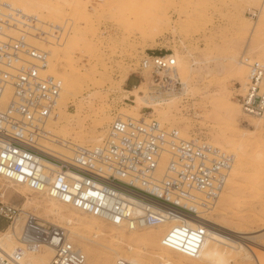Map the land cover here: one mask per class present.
<instances>
[{
    "label": "built area",
    "instance_id": "2783aa9c",
    "mask_svg": "<svg viewBox=\"0 0 264 264\" xmlns=\"http://www.w3.org/2000/svg\"><path fill=\"white\" fill-rule=\"evenodd\" d=\"M248 14L255 19L259 11ZM71 25L70 19H38L0 0V177L129 230L167 223L161 246L197 258L208 235L202 213L225 189L234 155L155 118L119 114L100 143L75 145L72 155L51 152L43 141L64 82L46 73L50 53L39 43H60ZM140 69L151 76L148 101L185 88L174 52L147 53ZM236 99L264 126V61L248 64ZM0 219L16 232L12 248L0 245V264H27L30 254L48 246L51 264H86V253L65 227L2 200ZM116 264L135 263L118 258Z\"/></svg>",
    "mask_w": 264,
    "mask_h": 264
},
{
    "label": "rangeland",
    "instance_id": "374dc122",
    "mask_svg": "<svg viewBox=\"0 0 264 264\" xmlns=\"http://www.w3.org/2000/svg\"><path fill=\"white\" fill-rule=\"evenodd\" d=\"M7 1L23 10L33 5L38 19L59 23H63L64 19L72 21L71 30L57 43L60 45L59 53L51 74L55 73V76L61 78L72 72L77 76L76 92L69 97L65 112L61 115L63 118L72 119L73 115L79 113L81 120L87 118L83 133L87 146L83 147L100 143L108 125L121 112L137 118H155L163 125L176 127L180 133L189 135L187 137L182 133L184 137H203L222 149H228L227 151L232 149H229L232 144L230 141H241L251 160L249 175L247 178L243 175L238 178L241 197L239 195V198L228 204L232 206L241 202L242 206L237 212L229 209L220 212L217 207L211 218H220L229 228L244 227L253 231L247 234L252 236L251 239L244 241L246 246L252 247L260 259V264H264V159L260 156L264 153V127L259 124L258 119L253 120L254 117L245 115L236 99L240 86L247 80L248 64L254 60L264 61V0ZM254 9L259 11L255 19L248 14L249 10ZM152 51L164 54L174 52L180 74L189 87L186 98L171 97L162 103L160 106L164 108L163 111L156 110L155 105L140 99L147 94L151 85L145 72L140 69V61ZM239 61L246 64L241 66ZM134 88H138L140 98L130 92ZM223 97H226L227 102L223 101ZM225 104L229 107H240V110L237 108V119L235 117L232 120L225 114L228 108ZM166 111L168 118L162 115ZM215 119H219V122ZM99 121H102L101 127L95 128ZM223 127L222 135L219 130L223 132ZM214 131L216 135L219 134L218 137ZM221 135L225 138L223 142ZM95 137H100L101 140L96 141ZM9 184L0 178V185L7 187ZM14 188L15 186H10L6 197L0 200L22 207L25 197L15 192ZM227 189L228 184L223 192ZM29 192L36 196L37 201L48 200L43 195L30 190ZM38 205L36 202L27 210L36 213L43 221L62 224L59 220L46 216L44 209L36 208ZM105 225L113 228L107 223ZM8 228L9 222L0 219V231ZM166 229H142L135 235L164 233ZM79 242L84 241L75 238L74 243L82 248ZM152 248L159 255L166 253L173 261L180 258V253L167 248ZM253 256L244 251L240 257L232 258L229 264H257ZM87 261L92 262L89 255Z\"/></svg>",
    "mask_w": 264,
    "mask_h": 264
},
{
    "label": "bare ground",
    "instance_id": "6f19581e",
    "mask_svg": "<svg viewBox=\"0 0 264 264\" xmlns=\"http://www.w3.org/2000/svg\"><path fill=\"white\" fill-rule=\"evenodd\" d=\"M263 7H264V4H263ZM33 8H34V6L31 5V7L29 9H26L24 11L26 13H29V14H32V13L35 14L36 10H33ZM44 20H46V19H44ZM36 45H38V44H36ZM39 46L48 50L50 53L49 65H48V68L46 70V73L53 75L51 73H53V71H54L53 68H54V66H56V59L58 58V53H59L58 51H59L60 45H58L57 43L52 44V43L44 41V42H40ZM175 57H176V55H175ZM176 59H177V57H176ZM240 60H241V58H240ZM260 61H262V60H260ZM177 63H178V59H177ZM238 63L241 64V66L243 64H246L244 61H239ZM72 71L75 72V70H72ZM178 74H179V77L181 78L182 82L185 85V88L183 89V91L166 93V94H163L162 96H160V98L152 99V101H148L147 94H145L144 97L141 96L142 98H140L138 95V88H134V89L130 90V92L132 94L136 95V97L138 96L145 103H148V104L151 103V105H155L156 110L163 111L164 108L160 105L164 102H167L169 100V98H171V97L172 98H175V97L186 98V96L188 95L189 87L184 82V80L180 74L179 66H178ZM54 75H55V73H54ZM145 75L149 78V84H150V82L152 81L151 76L148 75L147 72H145ZM76 77L77 76H75L74 73L72 74V72H69L68 76H65V75L61 76V79L64 82V88H63V92L61 94V97L59 99L58 109L56 110L55 114L51 117V119L49 120L50 122H48V124L46 126V130L48 131L49 136H47V138L43 141V144L47 148H49L51 152H53L55 154L72 155L73 154L72 153L73 148L75 145L83 147V145H86L85 143L87 142L85 135L83 134L84 129H85V123L84 122L87 118L81 120L80 119L81 116L79 115V113L76 115H73L72 119L63 118L62 117L63 115H61L65 112L64 108L66 106V103H67L69 97L72 96L76 92L77 84H78L76 79H75ZM59 78H60V76H59ZM79 84H81V82ZM7 96L9 98L10 93ZM225 98L223 99V101L226 100ZM225 102H227V100ZM232 104H233V102H232ZM237 105H235L234 107L233 106L229 107L227 104H225V107L228 106L225 114H227V116H229V118H231L232 120L235 117H236V119L238 118L237 113L239 111L237 108H239V110H240V107H238L239 105L238 106ZM80 114H82V113H80ZM82 115H84V114H82ZM120 115L123 117H129L130 116V117L137 118V116L128 115L124 112L123 113L121 112ZM162 115L164 118L169 117L168 111L162 112ZM67 116L68 115L66 114V117ZM215 116H216V118H218L217 115H215ZM247 116H249V115H247ZM249 117H251V116H249ZM219 119H220V117H219ZM219 119L218 120L215 119V120H217L219 122ZM224 119L228 120L227 118H224ZM250 119H251V121H253L257 118L254 117L253 120H252V118H250ZM221 120H223V119H221ZM218 122H217V124H219ZM253 122L255 123L256 121H253ZM223 123H222V125H223ZM101 124H102V121H99L98 125H96L95 128L101 127ZM217 124H216V126H217ZM259 124H262L260 120H259ZM254 125H257V124H254ZM232 126H233V124L231 125V127ZM225 130H228V128H225ZM220 131L223 135L224 127H223V132H222V130H219V132ZM182 133L184 135H187V137L189 136L187 133L181 132V134ZM243 133H247V132H243ZM256 133L257 132L255 131L254 135H256ZM214 134L216 135L217 133H215V131H214ZM248 134H250V133H248ZM218 135H216V136L218 137ZM222 135L220 137H221L222 142H223V139H225V138H222L223 137ZM230 136L228 135V137H230ZM247 136H249V135H247ZM258 136L259 135H257V137ZM263 136H264V133H263ZM242 137H243V135H242ZM257 137L254 136V138H257ZM240 138H241V136H240ZM227 139H226V142L228 143ZM230 139L231 138H229V140ZM252 139H253V137H252ZM94 140L100 141L101 139H100V137H95ZM240 142L238 143V141H237V143H235L234 140L232 142L230 141V144L231 143L232 144H231V147H229V149L230 148H232V149H230L229 152L231 153V150H232V154L234 155V163H233V166H232V169L230 171V175H229V178L227 181L228 188H229V189H227L228 191L226 190L225 193L222 192L221 195L213 201V205L209 209H207L205 212L202 213L201 218L208 225V235H207L203 250L201 251V254L197 258H190V257H187V256L180 253V258L178 260L176 259V261H173V260H171V257L166 255V253H165V255L162 256V255H159L158 253L153 252L152 246H158V247L161 246L160 240H161L162 235L165 232L164 233L160 232L157 234L149 233V234H138V235L136 234L135 235V233L137 231L142 230V229L129 230L123 226H116V225L107 223V222H105V221H103L97 217H94L91 215L87 216L88 215L87 213H84V212L79 211L77 209H75L76 211L71 210L74 208L67 206L65 204H62V203L46 196L43 193H37L25 185H15V184H12L11 182H8V181L7 182L10 183L9 184L10 186H15V188H14L15 192L21 193V195L23 197H25V201H24L23 206H22L23 210L26 211L31 205H34L36 202H38L39 205L36 208L41 207L46 212V216L53 217L54 219L59 220L60 223H62L59 226H62V227H65L66 229H68L69 238L73 242L75 241V238H78V239H81L82 241H84L82 243L81 242H79V243L82 246V248L84 249V252L87 255V259H88V255L92 259L91 263L89 261H86V264H116V260L118 258L127 259V260H129L135 264H144L145 262H147L149 264H229V261L232 258L240 257L244 251H248L249 253H251L252 256L255 254L253 256L255 259V262L257 264H260V259L257 257L256 253L253 251L252 247L250 245L246 246L247 243L244 241V240H250L251 239L252 236L247 235V234L252 233L253 231H248L244 227L229 228L224 224V221L221 220L220 218H211L212 212L217 207L219 208L220 212H224L228 209L231 212H237L239 210V208L242 206L241 202L238 204H234L232 206H229V204H228L231 200L239 198L241 186L238 185V183H240V182H238L237 180L242 175L245 176V178L248 177V175H249L248 174L249 173L248 168H250V165H251L250 164L251 160L247 155L248 152L245 150L246 147L244 148L243 144ZM230 144L228 143V145H230ZM258 144H259V142H258ZM219 146H221V145H219ZM262 146H264V142H263ZM260 156H261V158L263 157L262 159H264V153H262V155H260ZM252 159H253V157H252ZM164 160H165V158H164ZM163 169H164V167L162 166L160 168V172H162ZM250 182H251V180H250ZM10 186L6 187L5 185H0V198L3 199L6 197V193L10 189ZM28 189L30 191H32L33 193H37L39 195H43L44 197H46L48 199L47 202L37 201L36 196H34L32 193H30ZM240 197H241V195H240ZM36 208H34V210H36ZM258 218H260V217H258ZM246 221H247V219H246ZM105 223L113 226V228L107 227L105 225ZM169 226H170L169 224L165 223V224H162V225L157 226V227L143 228V229H152V228L159 229L160 227L168 229ZM12 228L9 227L6 231H0V245L6 249L12 248L16 243V241H15L16 240V232H14V229H12ZM262 229H264V228H262ZM17 230H18V227H17ZM236 233L239 235H235ZM168 250H170V249H168ZM170 251H173V250H170ZM53 254H54V251H53L52 247H49V246L45 247L44 249H42L41 251H39L35 254H30L27 257V260H28L27 264H51ZM109 256H111L112 258H110Z\"/></svg>",
    "mask_w": 264,
    "mask_h": 264
}]
</instances>
